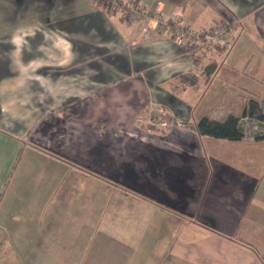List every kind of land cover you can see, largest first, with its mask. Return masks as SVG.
<instances>
[{"label": "crops", "instance_id": "crops-1", "mask_svg": "<svg viewBox=\"0 0 264 264\" xmlns=\"http://www.w3.org/2000/svg\"><path fill=\"white\" fill-rule=\"evenodd\" d=\"M233 45L187 58L94 0H0V264H264V0H138ZM65 104L78 107L66 117Z\"/></svg>", "mask_w": 264, "mask_h": 264}, {"label": "built area", "instance_id": "built-area-1", "mask_svg": "<svg viewBox=\"0 0 264 264\" xmlns=\"http://www.w3.org/2000/svg\"><path fill=\"white\" fill-rule=\"evenodd\" d=\"M105 3L112 12H121L127 19L142 22L153 20L173 39L181 43L184 54L194 62L200 61V52L204 49L230 48L233 45L229 27L220 25L200 31L187 24L182 16L162 17L155 6L145 7L138 0H94Z\"/></svg>", "mask_w": 264, "mask_h": 264}, {"label": "trees", "instance_id": "trees-1", "mask_svg": "<svg viewBox=\"0 0 264 264\" xmlns=\"http://www.w3.org/2000/svg\"><path fill=\"white\" fill-rule=\"evenodd\" d=\"M78 107H71V104H65L62 108L66 117L77 113ZM256 118L264 122V106L256 100H248L242 111V115L230 114L225 120H218L209 116H203L197 121V128L201 134L212 135L220 138L241 139L245 132L241 127V117ZM264 137L263 135H258Z\"/></svg>", "mask_w": 264, "mask_h": 264}, {"label": "rangeland", "instance_id": "rangeland-1", "mask_svg": "<svg viewBox=\"0 0 264 264\" xmlns=\"http://www.w3.org/2000/svg\"><path fill=\"white\" fill-rule=\"evenodd\" d=\"M240 124L245 134L248 133L254 136L264 134V122L256 118L241 117Z\"/></svg>", "mask_w": 264, "mask_h": 264}]
</instances>
